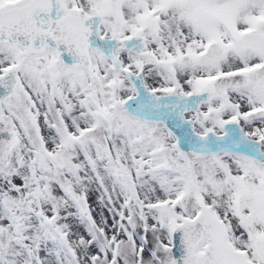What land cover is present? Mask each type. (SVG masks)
Instances as JSON below:
<instances>
[{"label":"snow or ice","instance_id":"1","mask_svg":"<svg viewBox=\"0 0 264 264\" xmlns=\"http://www.w3.org/2000/svg\"><path fill=\"white\" fill-rule=\"evenodd\" d=\"M0 264H264V0H0Z\"/></svg>","mask_w":264,"mask_h":264}]
</instances>
